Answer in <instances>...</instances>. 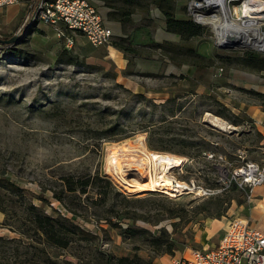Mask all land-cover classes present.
Returning <instances> with one entry per match:
<instances>
[{"label":"rangeland","instance_id":"rangeland-1","mask_svg":"<svg viewBox=\"0 0 264 264\" xmlns=\"http://www.w3.org/2000/svg\"><path fill=\"white\" fill-rule=\"evenodd\" d=\"M244 1L227 0L231 11L226 13L210 1L202 15L239 25L248 19L240 15ZM29 17L24 12L22 21L13 23L0 12V178L21 187L22 193L0 185L7 206L6 213L0 211V235H13L1 226L5 217H29L26 207L33 204L43 215L72 217L80 227L67 249L56 250L59 259L104 264L99 252L103 251L154 264L161 255L173 262L190 249H204L198 236L207 219L226 217L230 223L245 218L240 204L250 197L231 175L243 161L264 166V150L259 149L258 132L247 125L252 120L242 112L233 114L225 105L229 102L225 89L235 95L236 104L250 100L233 89L243 67L228 64L223 57L250 50L264 54V42L260 50L218 47L213 24L200 20L204 34L187 42L179 36L177 45L211 57L214 66L161 62L154 54L148 61L128 59L120 68L108 59L105 45L95 47L77 36L67 46L55 29ZM255 25L263 34L264 18L251 27ZM246 35L259 37L251 30ZM68 53L77 64L63 61ZM212 117L226 126L212 125ZM137 135L144 136L150 150L184 159L170 174L189 189L173 196L133 192L106 172L107 149ZM85 173L111 181L112 189H106L102 201L93 193L72 199L62 194V200L51 197V191L59 188L60 175ZM206 203L211 207L208 216L198 212ZM117 213L130 217L126 222L139 231L128 234L111 228L104 217ZM168 248L170 253L162 252Z\"/></svg>","mask_w":264,"mask_h":264},{"label":"trees","instance_id":"trees-1","mask_svg":"<svg viewBox=\"0 0 264 264\" xmlns=\"http://www.w3.org/2000/svg\"><path fill=\"white\" fill-rule=\"evenodd\" d=\"M165 23L167 31L177 33L185 42L191 38L202 36L205 32L204 27L192 18L175 19L171 15H166ZM2 40L0 38V42ZM121 41L124 42L125 39H120L118 43L113 44L123 50H129ZM130 50L133 52L134 48ZM163 50L167 51L169 59L188 63L196 68H210L215 64L211 57L197 54L191 46L176 45L175 48L163 47ZM169 51L170 53L168 54ZM62 59L69 64H77L78 62L76 57L71 53H68ZM223 59L228 64H238L240 67L249 70H264V54L257 51L232 52L231 55L225 56ZM247 92L253 94L258 99L264 110V94L255 91ZM57 182L59 188L51 191V197L56 200H62V194H65L66 198L72 199L79 195L91 197L90 193H93L98 196V201H102L105 197L106 189H112L111 181L105 176L98 174H64L57 178ZM0 185L6 188L11 186L22 196V193L19 191L21 187H18L12 181H3L0 178ZM113 191L116 193L115 189ZM220 206V203L216 204V208L219 209ZM209 209L211 207L206 203L200 207L198 212H202L203 215L208 216L209 214L206 212ZM0 211L2 213H6L7 211L2 194H0ZM26 213L29 217H5L1 223V226L6 227L13 235H0V264H75V262L66 257L59 259L58 255L55 254L56 250L67 249L74 235L80 230L79 225L72 222V217L43 215L36 210V206L33 204L26 207ZM216 214L220 215L221 211H217ZM129 218L117 213L115 217H104V220L111 228H118L121 233L134 234L139 230L126 222ZM96 228L101 227L96 226ZM158 235L161 236L160 234ZM156 238L158 241L156 244L159 247L162 242L159 241L160 237L157 236ZM99 252L104 260V264H140L126 256H114L112 253ZM162 252L170 253V248Z\"/></svg>","mask_w":264,"mask_h":264},{"label":"crops","instance_id":"crops-1","mask_svg":"<svg viewBox=\"0 0 264 264\" xmlns=\"http://www.w3.org/2000/svg\"><path fill=\"white\" fill-rule=\"evenodd\" d=\"M91 3L102 17V22L112 31L111 41L105 45L106 54L109 60L115 62L120 68L129 61H148L150 56L158 55L161 62L174 63L169 59L164 48L176 47L179 35L166 30L165 16L171 15L175 19L192 18L188 5L191 0H87ZM18 3L0 7V12L4 13V20L10 22H21L22 17L29 11V5ZM215 16V15H214ZM210 18L209 20L213 19ZM41 24V23H40ZM44 25V24H42ZM48 26V25H44ZM64 28L62 25H59ZM53 28L52 26H48ZM54 29V28H53ZM67 35L74 40L77 36L85 38L78 32L66 31ZM61 38V37H60ZM64 43L65 39L61 38ZM120 39H125L121 43L129 48L123 50L113 43H118ZM87 41V40H86ZM88 42V41H87ZM134 48L132 52L130 49ZM170 51L168 52V54ZM242 69V70H241ZM245 69V68H244ZM239 81L234 79L233 89L245 94L250 101L244 104L234 99L235 95L230 89H225L229 102L225 105L230 108L233 114L244 113L252 121L247 123L251 129H255L259 134V149L264 150V110L258 99L247 91H255L264 94V70L251 72L243 71L240 68ZM240 82V86L237 84ZM237 87V88H236ZM239 88V89H238ZM233 101V103H232ZM252 130V131H253ZM243 206L245 217L252 226L264 233V183L256 186ZM226 219V217H222ZM207 219L205 230L199 236V242L204 248H212L217 245L219 239L227 229V220ZM154 264H173L172 258L161 255L155 258Z\"/></svg>","mask_w":264,"mask_h":264},{"label":"built area","instance_id":"built-area-1","mask_svg":"<svg viewBox=\"0 0 264 264\" xmlns=\"http://www.w3.org/2000/svg\"><path fill=\"white\" fill-rule=\"evenodd\" d=\"M210 1L191 0L188 8L192 17L203 16ZM18 3L29 5L27 15L31 21L52 26L67 46L73 41L66 31L80 33L95 47L111 41V29L103 24L100 13L87 0H0V7ZM231 179L249 198L253 188L264 183V166L243 161L233 170ZM182 189H189V186ZM243 260L244 264H264V233L247 219L238 217L230 221L216 246L190 249L188 254L173 259V263L242 264Z\"/></svg>","mask_w":264,"mask_h":264},{"label":"bare ground","instance_id":"bare-ground-1","mask_svg":"<svg viewBox=\"0 0 264 264\" xmlns=\"http://www.w3.org/2000/svg\"><path fill=\"white\" fill-rule=\"evenodd\" d=\"M211 1L218 10L222 9L223 13L231 11L227 0ZM240 12V15L246 16L248 19L253 18L256 22L260 21L264 18V0H246L240 7ZM238 18L239 16L235 17V19ZM198 19L213 24L218 36L217 40L222 39L219 35L228 28H231L230 31L234 32L239 29L242 31L254 29L260 32L256 25V27H251L252 23H248V25L241 28V26H235L236 24L232 21L220 22L216 15L211 20L203 16H199ZM257 32L255 35L258 36ZM210 122L220 128L226 126L225 122L217 118H210ZM143 137L137 135L131 142L109 147L105 162L106 172L123 188L130 189L133 192L160 191L171 196L175 195V192L180 193L186 184L171 176L170 169L180 166L184 159L177 155L150 150Z\"/></svg>","mask_w":264,"mask_h":264},{"label":"water","instance_id":"water-1","mask_svg":"<svg viewBox=\"0 0 264 264\" xmlns=\"http://www.w3.org/2000/svg\"><path fill=\"white\" fill-rule=\"evenodd\" d=\"M221 12L223 13L222 9H221ZM225 19H227V17H225ZM193 20L196 21L197 23L201 24L199 19L193 18ZM248 23L256 24L257 22L255 19L252 18V19H247L245 22H243L239 25L236 24L235 26H241V28H242V26L244 27V26L248 25ZM230 30H231V28H228L222 34L219 35L222 37L221 40H217L218 36H216L215 44L218 47L225 48V49L251 47L255 50H260L262 48V45L264 42V33L260 35V33L257 32L256 30L249 29L252 31L253 34H255L256 32H257V34H259V37L254 39V37H253L254 35H252L250 37H248L246 35V32L249 31L248 29H246V31H242L241 29H239L237 32L230 31ZM215 35H217L216 32H215ZM251 38L254 40H252L250 42ZM8 41H4V42H8Z\"/></svg>","mask_w":264,"mask_h":264}]
</instances>
